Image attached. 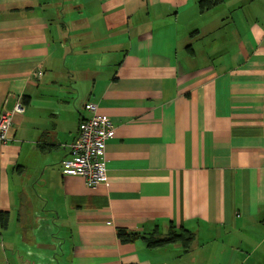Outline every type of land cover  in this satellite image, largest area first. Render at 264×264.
<instances>
[{"label": "crops", "instance_id": "obj_1", "mask_svg": "<svg viewBox=\"0 0 264 264\" xmlns=\"http://www.w3.org/2000/svg\"><path fill=\"white\" fill-rule=\"evenodd\" d=\"M200 1L0 0V264H264V0ZM87 103L95 187L61 172Z\"/></svg>", "mask_w": 264, "mask_h": 264}, {"label": "built area", "instance_id": "obj_2", "mask_svg": "<svg viewBox=\"0 0 264 264\" xmlns=\"http://www.w3.org/2000/svg\"><path fill=\"white\" fill-rule=\"evenodd\" d=\"M39 75L41 71L38 72ZM84 109L88 115L80 121L77 136L68 145L69 158L61 161V172L81 177L87 186L95 187L107 179L106 145L113 134L114 123L101 114L94 103H87ZM22 110L18 104L12 113L4 112L0 115V141L7 140L6 134L12 126V117Z\"/></svg>", "mask_w": 264, "mask_h": 264}, {"label": "trees", "instance_id": "obj_3", "mask_svg": "<svg viewBox=\"0 0 264 264\" xmlns=\"http://www.w3.org/2000/svg\"><path fill=\"white\" fill-rule=\"evenodd\" d=\"M221 0H201L199 2L200 11L207 10L213 6L219 4ZM0 222L2 224H6L7 222V213H0ZM136 234L127 232L123 229H118L117 237L122 243H128L134 238H136ZM147 241V245L150 248H160L167 245L178 244L182 247L184 252H187L194 240V235L184 228L175 229L174 227H170L166 236L158 237L151 234L149 237H145Z\"/></svg>", "mask_w": 264, "mask_h": 264}]
</instances>
